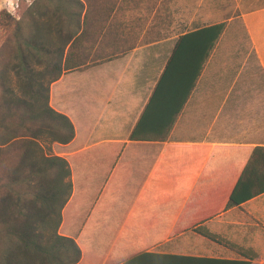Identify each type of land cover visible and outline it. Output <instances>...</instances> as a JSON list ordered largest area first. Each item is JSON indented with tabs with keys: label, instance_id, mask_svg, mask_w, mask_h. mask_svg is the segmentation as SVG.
Returning a JSON list of instances; mask_svg holds the SVG:
<instances>
[{
	"label": "trees",
	"instance_id": "trees-1",
	"mask_svg": "<svg viewBox=\"0 0 264 264\" xmlns=\"http://www.w3.org/2000/svg\"><path fill=\"white\" fill-rule=\"evenodd\" d=\"M115 1L34 0L19 20L0 11V23L11 27L0 48V264H76L82 258L77 239L59 231L73 193L71 164L49 151L54 142L72 141L76 128L51 105L50 86L64 73L113 56L94 46L103 40ZM225 27L223 20L178 37L130 141L169 137ZM263 193L264 145L168 143L135 204L184 200L220 211ZM192 229L218 239L201 226ZM120 264L250 262L143 251Z\"/></svg>",
	"mask_w": 264,
	"mask_h": 264
},
{
	"label": "crops",
	"instance_id": "crops-1",
	"mask_svg": "<svg viewBox=\"0 0 264 264\" xmlns=\"http://www.w3.org/2000/svg\"><path fill=\"white\" fill-rule=\"evenodd\" d=\"M221 8L214 0H116L109 24L100 31L103 40L94 46V50L115 51L113 56L72 71L82 75L86 70H98L93 80L97 93L84 97L91 101H83L81 108L84 116L94 119L87 137L80 133L72 114L60 105L54 93V86L71 72L51 84V105L75 124V138L67 146L78 140L76 152L83 154V162L94 160L104 167L106 154L112 158L106 179L99 187L98 200L91 205L79 234L62 230L63 216L60 233L74 236L82 249V258L76 264H83L86 259L82 239L85 245L88 241L93 243L94 236L89 233L97 225L110 235L104 237L106 246H95L96 264H120L143 251L264 264V193L220 211L212 203L184 200L135 204L168 143L264 145V4L237 15L239 28L246 36L238 37L235 57L226 63L219 60L220 66L221 62L214 61L217 42L165 141L128 139L178 37L223 21L219 18ZM130 146L141 150L134 165L124 159ZM114 187L118 191L134 190V195L127 203H115L111 220L105 224L103 219L108 212L100 218L98 207L104 193ZM74 194L75 190L63 212ZM197 226L216 234L218 239L192 229Z\"/></svg>",
	"mask_w": 264,
	"mask_h": 264
},
{
	"label": "rangeland",
	"instance_id": "rangeland-1",
	"mask_svg": "<svg viewBox=\"0 0 264 264\" xmlns=\"http://www.w3.org/2000/svg\"><path fill=\"white\" fill-rule=\"evenodd\" d=\"M214 1L218 2L220 7L222 6L221 11L219 12V18L220 20H225L226 22L225 30L218 40L219 45L216 47L214 53V61L216 64H219L221 61H224V63H226V61H231L230 59L235 57L236 41L238 37L241 39L242 37L246 36L242 28H239L240 23L238 21L237 15L243 10L263 5L264 0ZM20 4L21 6L17 10L18 15H20L27 6L25 0H20ZM3 10L7 11V8L5 7ZM10 38L11 27L0 23V48ZM222 62L219 64V66L222 64ZM228 65L230 64L228 63ZM97 71L98 70L96 69L86 70V72H84L82 75H80L81 73L79 72L65 74L63 80L54 86V93L60 105H62L63 108H66L72 114L76 124L79 127L80 133H84L86 137L88 135V128L91 126L94 119L93 116L91 118L89 116H84L81 112V108H83V101H91L90 99H84V97H94V94L97 93L96 90H98V87H96L93 82L95 76L98 75ZM261 141H264V138H262ZM51 147L52 149L49 150L50 152L67 157L71 164L73 192L75 190V194L72 202L63 212L65 220L62 230L77 235L83 228V220L85 216L87 217L91 211V205L98 200L97 197L100 195L99 187H101L104 180L106 179V174L108 172L107 169L110 167V159L112 158L108 157L109 153L106 154L107 157L103 162L104 167L102 163L99 164L94 162V160L83 162V154L81 153L78 155L76 152V148H78V140L71 142L70 146H67V144L64 145L54 142L51 144ZM136 147L137 146H130L126 152L124 159L129 165H134V160L141 155V150ZM128 159L130 160L128 161ZM133 173H135V171ZM89 179L91 183H89ZM114 188L108 189V191L104 193V197L101 200L102 204L98 207L100 218L102 217V214H104L106 211L108 212V214L104 215L103 222L105 224L111 220L110 214L112 212L111 209L113 205L119 202L127 203V201H130L131 197L134 195V190L118 191L116 188ZM116 217H113L112 219H116ZM101 228V225L94 226L91 230V233H89L90 237L94 236L93 243L88 241L89 244L85 245L83 241L84 238L82 239V243L84 244L86 250V260L83 264H86V262L88 264H96L97 252L95 251V246L97 244H101L102 247L107 245V241L104 239V237L106 236V238H109L110 234L100 231ZM92 244H94L93 247Z\"/></svg>",
	"mask_w": 264,
	"mask_h": 264
},
{
	"label": "clouds",
	"instance_id": "clouds-1",
	"mask_svg": "<svg viewBox=\"0 0 264 264\" xmlns=\"http://www.w3.org/2000/svg\"><path fill=\"white\" fill-rule=\"evenodd\" d=\"M25 2L28 7H31L34 0H25ZM20 6V0H0V10H3L6 7L9 14L14 16L17 20L20 19V15L17 14V10Z\"/></svg>",
	"mask_w": 264,
	"mask_h": 264
}]
</instances>
